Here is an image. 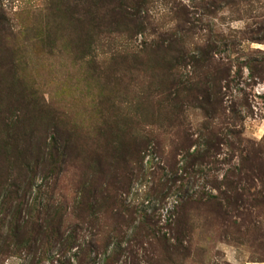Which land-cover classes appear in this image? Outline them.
Listing matches in <instances>:
<instances>
[{
	"label": "rangeland",
	"instance_id": "rangeland-1",
	"mask_svg": "<svg viewBox=\"0 0 264 264\" xmlns=\"http://www.w3.org/2000/svg\"><path fill=\"white\" fill-rule=\"evenodd\" d=\"M0 264H264V0H0Z\"/></svg>",
	"mask_w": 264,
	"mask_h": 264
}]
</instances>
